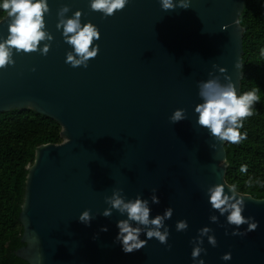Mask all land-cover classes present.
Masks as SVG:
<instances>
[{"label": "water", "instance_id": "95a60500", "mask_svg": "<svg viewBox=\"0 0 264 264\" xmlns=\"http://www.w3.org/2000/svg\"><path fill=\"white\" fill-rule=\"evenodd\" d=\"M247 1L190 0L187 10L165 12L158 0H129L123 10L103 17L89 9L88 0H48L46 27L54 36L49 53L14 55L15 65L0 70V114L33 110L57 122L64 140L40 147L28 168L20 216L25 247L18 258L29 264H193L191 241L208 226L217 245L204 238L205 264H264V200L244 195L242 215L258 221L246 236H232L224 217L218 224L209 221L218 213L204 193L209 185L227 183L228 143L197 126L194 113L202 102L197 82L209 72L231 77L241 94L240 18ZM61 6L70 7L68 16L80 10L82 22L100 31L99 53L87 68L65 63L71 49L55 27ZM6 33L0 24V35ZM214 64L226 71L221 74ZM178 108L187 118L173 124L169 117ZM114 189L145 199L157 189L160 202L150 204V218L174 210L166 221L167 244L153 238L125 254L113 243L116 222L126 217L115 210L110 217L101 213ZM84 210L94 217L90 226L78 222ZM181 219L189 227L177 232ZM227 252L232 259L226 262L221 257Z\"/></svg>", "mask_w": 264, "mask_h": 264}, {"label": "clouds", "instance_id": "9594fccd", "mask_svg": "<svg viewBox=\"0 0 264 264\" xmlns=\"http://www.w3.org/2000/svg\"><path fill=\"white\" fill-rule=\"evenodd\" d=\"M161 10L175 11L177 8L187 10L190 7V0H158ZM129 0H88V7L91 11L100 12L103 17H111L117 11L123 10ZM69 6H61L57 11L56 30L61 33L63 42L70 46L65 54V63L71 67H88L91 59L96 58L99 53L100 39L98 27L91 21L82 22V12L77 10L68 16ZM0 24L6 25V35H0V70L14 66L16 61L14 55L21 53H35L46 56L51 48L54 36L47 30L45 17L50 13L48 0H0ZM240 69V64H235ZM221 74L226 71L222 67L213 65ZM35 71V69H32ZM198 98L200 103L194 107L197 126L205 129L207 133L217 142L222 144H240L247 139V133L241 132L246 118L254 115V105L259 103V88L255 87L250 91L237 94V89L229 76L208 73L206 80L197 82ZM187 118L186 111L178 108L173 111L169 120L176 124ZM213 149L216 144H212ZM224 165L227 166V160ZM241 174L248 172L247 164L239 167ZM254 184H262L258 179L249 176L245 181L246 188H252ZM264 186V185H262ZM227 189V190H226ZM157 189H152L149 199L142 198L137 194L134 198L123 195L122 189H114L111 196L105 197V204L108 205L101 213L103 217H110L115 210L120 214L116 222L117 233L113 243L120 246L125 254L133 253L144 248L148 240L155 238L160 244H167L170 231L166 221L173 216V208L168 207L163 214H157L150 218V204H159ZM210 210L217 214L209 216L213 224L219 223V218L224 217L226 225L232 228V236H246L258 227V221L252 216H244L246 208L245 196L241 194L237 184L225 182L209 185L205 190ZM94 217L90 210L82 211L78 216V222L90 226ZM247 227L241 231L240 226ZM223 227V225H221ZM186 220H178L175 224L177 232L188 229ZM100 231H108L103 227ZM225 228V235H228ZM145 237L142 239L141 237ZM210 246L216 247L217 240L213 229L204 226L198 230L197 237L191 243L193 245L191 258L193 264H205L201 254L207 255L203 247L204 238ZM96 239V236L93 237ZM221 259L230 261L231 252L225 253Z\"/></svg>", "mask_w": 264, "mask_h": 264}, {"label": "trees", "instance_id": "16d2710c", "mask_svg": "<svg viewBox=\"0 0 264 264\" xmlns=\"http://www.w3.org/2000/svg\"><path fill=\"white\" fill-rule=\"evenodd\" d=\"M240 25L244 29L241 94L258 87L260 101L241 129L247 133V139L226 145L229 165L226 182L237 184L242 195L264 200V0L247 1ZM61 133L57 122L33 110L0 114V264H29L16 256L25 247L20 216L28 168L34 165L40 147L64 142ZM242 164L248 166L246 174L239 172ZM249 176L262 184L246 188Z\"/></svg>", "mask_w": 264, "mask_h": 264}]
</instances>
